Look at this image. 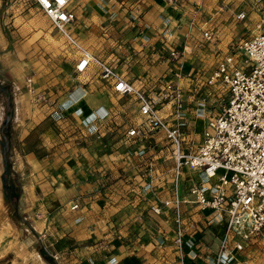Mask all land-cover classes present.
<instances>
[{
  "label": "rangeland",
  "instance_id": "374dc122",
  "mask_svg": "<svg viewBox=\"0 0 264 264\" xmlns=\"http://www.w3.org/2000/svg\"><path fill=\"white\" fill-rule=\"evenodd\" d=\"M98 1L105 5L101 28L95 30L88 24L80 34L72 32L73 36L135 87L143 89L140 83L146 80V92L155 100L160 113L182 127L184 147L192 145L195 149L201 143L205 123L219 112L220 105L227 100V87L218 82L211 88V94H206L207 79L220 58L212 43L219 46V41L225 39L228 49L240 38L264 32V0H245L234 5L218 2L221 6L218 8L225 16L219 20L207 17L213 41L206 39L199 30L206 17H196L187 8L182 9L181 0H163L171 7L170 11H165L163 40L159 46L152 48L153 44H148L146 37V59L140 52L143 47L138 45L144 39L143 17L148 8L143 0ZM172 11L176 16L174 20L170 16ZM240 11L245 13L242 18L236 15ZM24 12L31 14L33 20L29 22V31L21 36L18 29L26 23L21 18ZM128 29L135 32L131 38H127ZM183 43L191 44L192 51L181 54L177 59L166 55L170 46L181 50ZM79 54L68 38L53 26L35 0H0V264H49L41 250L53 257L56 264H63L61 254L72 251L70 248L86 246L85 239L74 238V229L66 224L67 207L76 209L78 201H72L67 185H63V177L54 178L52 158L59 156L54 154V135L62 134L64 139L59 143L66 141L70 147L80 148L85 143L106 146L105 155L100 154L95 159L104 163L97 168L98 188L93 192L108 198V206L112 204L110 194L118 188L116 182L119 179L129 182L131 190L138 195V205L151 199L149 192H155L159 197L166 192L169 196L174 194L173 171L166 168L162 175L158 173L162 180L155 189L152 177L157 165L149 164L154 156L163 164L174 162L172 145L161 132L146 128L136 97L131 93L115 91L112 82L101 77L96 62L92 63L98 71L93 75L79 73L73 68L66 69L67 60ZM145 60L146 67L143 64ZM168 68H173V71L181 68L176 81L185 97L194 94L192 100H185L177 112L171 102L160 99L161 90L171 79L168 78L171 71ZM95 78L100 80L98 87L106 89L102 95L105 97L106 112L100 116L89 115L84 119L83 128H79L69 120V115L59 104L61 99H70L71 93L79 86L85 90L84 97L94 92L95 86L88 85ZM10 98L13 102L11 110L8 105ZM43 110L45 113L42 115ZM5 126L10 128L8 143L3 133ZM131 128H136L138 132L129 135ZM4 152H7L10 163L7 170ZM82 154L81 151L75 153L80 159ZM66 157L70 158V153ZM119 160L132 161L130 163L134 165L128 167L132 170L130 174L122 166L119 176L113 173L111 165ZM71 167L67 164L65 168L70 170ZM189 176L184 170L181 188L184 187L185 198H188L186 188L190 179L195 181L201 175L195 171L191 175L193 177ZM5 187L13 195H18L16 201L5 195ZM186 206L188 218L192 217L194 221L191 232H200L198 239L194 234L188 237L189 245L186 246L191 249L192 255L205 254L208 263L212 264L210 255L221 234V222L213 214H206L187 203ZM82 217H76L75 222ZM138 230L126 231L123 243L114 244L109 238L107 244L112 250L127 248V241L140 236ZM199 240H202L201 245ZM231 264H264V244L253 239L246 241Z\"/></svg>",
  "mask_w": 264,
  "mask_h": 264
},
{
  "label": "built area",
  "instance_id": "2783aa9c",
  "mask_svg": "<svg viewBox=\"0 0 264 264\" xmlns=\"http://www.w3.org/2000/svg\"><path fill=\"white\" fill-rule=\"evenodd\" d=\"M35 1L53 26L78 49L80 54L75 71L83 72L96 62L101 77L110 80L115 91L136 97L146 128L161 132L172 145L176 185L185 167L201 175L189 187L188 199L181 197L176 188L173 197L150 207L155 213H161L164 208L172 210L175 223L173 242L179 251L180 264H185L184 245L189 241L185 239L183 203L186 200L223 223V233L212 264H231L248 240L264 244V32L238 39L208 77L206 94L209 96L211 88L218 82L227 87V100L220 105L219 112L207 120L201 143L193 149L192 145L184 147L180 124L167 120L144 89L118 75L109 64L75 39L70 29L75 14L68 7L69 0H63V3L61 0ZM236 15L242 18L245 13L240 11ZM202 33L213 41L210 29H204ZM190 51L191 46L187 45L181 50L171 47L167 56L177 59ZM160 99L171 102L176 112L184 104V95L173 79L161 90ZM137 132L136 128L128 130L129 135Z\"/></svg>",
  "mask_w": 264,
  "mask_h": 264
},
{
  "label": "crops",
  "instance_id": "0c3cea01",
  "mask_svg": "<svg viewBox=\"0 0 264 264\" xmlns=\"http://www.w3.org/2000/svg\"><path fill=\"white\" fill-rule=\"evenodd\" d=\"M187 1H189L187 2L188 4L185 2V0L180 1L182 9L184 7L187 8L188 11L194 13V16L196 17H206L202 21L203 23H201L199 26V30H201V33L204 29H210V26L208 25L209 18L207 17H215V19L219 20L220 17L225 16L224 12H221L219 10L221 6H218V2H222L224 5H227V3H230V5H234L237 3L242 4L243 2H245V0ZM143 3H145L148 8L146 9L143 17L144 39L138 45H140V48L141 46L143 47V50H140V52L142 54V57H144L143 59H146V37L148 39V44H153L152 48L160 45L163 40L162 31L165 25V11H170L171 7L165 4L163 0H143ZM103 6L105 5L98 0H69L68 7L75 14V21L70 26L73 34H80L81 31L86 26H88V24H90L95 30H97V27L98 29H100L102 24L101 21L103 20L104 16ZM30 15L31 14L25 12L22 13L21 18L26 23L20 26V28L18 29L21 36L26 35V32L29 31V22L33 20ZM170 16L171 19L174 20V18L176 17H174V11L171 12ZM134 34L135 32L133 29H128L127 38L133 37ZM219 43V46L218 44L214 43H212V45L217 50L221 58L230 48H226L227 41L225 39H221ZM184 45L191 46L192 51L191 44L183 43V46ZM167 53L168 51L166 52V55ZM188 53L189 52L185 54ZM162 56H165V54L162 53ZM78 58L79 55L70 57L65 64L66 69L73 68L75 70V64L77 63ZM143 64L146 67V60ZM164 64L167 65V63ZM169 70L171 71L168 78H171L170 80L173 79L175 81L177 80V77H180V75H177L179 71L182 72L181 68L175 71H173V68H168V71ZM97 71V66L91 63L83 72L93 75L97 73ZM99 82L100 80L95 78L93 80V83H91L90 86L88 85V87L95 86V90L94 92H90V94L85 97L84 88L79 86L71 93L70 99L65 100L64 98L60 101L59 106L66 114L69 115V120L79 128H83L84 119H86L89 115L90 117L100 116L102 115L101 112H106L104 103L105 97H102L106 89L105 87H98L100 84ZM140 84L144 86L143 89L146 91V80H144V83ZM193 97V93H190L189 95H187V97L184 96V102L185 100H192ZM52 109L53 107L50 108L48 112H51ZM44 113L45 110H43L41 114L43 115ZM48 119L50 120V117H48ZM60 135H54V154H59V156H54V158H52L54 165V178L57 180L58 177H63V185H67L69 194L73 197L72 201H74V199L78 201L76 202L78 203V207L76 209L71 210L67 207L66 211L68 214V218L66 224H68L69 228L74 229V238L77 237L80 240L85 239L86 243V246L83 248H70L72 251L61 254L63 258V264H180L179 251L173 242L175 223L172 216V210L169 208H164L161 213H155L151 210L150 207L152 204H155L160 200L173 197L176 188L181 197H183L184 199H188L190 197L188 189L191 184L197 180L196 179L195 181H193V178H191L193 177L191 176L192 173H194L195 171L187 167L183 168L177 185L174 181L173 172L172 180L174 194L172 196H169L166 192L164 196L159 197L157 193L149 192V197L152 196L151 199L149 198L148 201L146 200V202H142L139 205L137 204L138 195H136L131 190L129 182L125 183L123 180L119 179L116 182V184H118V188L111 191L110 194L112 204L108 206L110 204V202H108V198L99 195L96 192H93L98 188V182L96 180L97 168H101L104 163V161L96 162L95 159H97L98 155L100 154L105 155L107 150L106 146L101 145V147H99L96 144L85 143L80 148L70 147V143L66 141L62 142V144L59 143L64 139L62 134ZM74 148H76L77 150L73 152ZM76 151H81L83 153V157L81 159L78 157V155H75ZM67 153H70V158L66 157ZM89 158H91V160H89ZM153 158L154 159H151L149 161V164L152 165L153 163L157 165V169L154 171V176L152 177L153 184L156 189V185L160 180H162L159 174L162 175L163 171L166 168H169L173 171L175 161H167L165 162V164H163L164 162L160 159L157 160L156 156H154ZM82 159L85 160L86 163H84ZM130 162L132 161L119 160L115 165H111V170L113 171V173H116V176H119L120 174L118 171L122 166L126 170V173L130 174L132 170H130L128 167L134 165ZM67 164H70L72 166L70 170L65 168ZM63 165H65L64 168ZM105 167L109 168L107 166ZM184 170L185 174L187 176L190 175L189 177L191 178L190 181L188 180L189 182L186 188L188 198L184 197V187L181 188V185L184 183L182 177ZM125 179L128 180L129 176ZM132 195H135V197H133ZM186 203L189 206H195L196 208H198L197 205L191 203L190 201L186 200L183 203V209L186 218L185 239L193 236V234L195 238L198 239L197 236H199L200 232H198L197 230H195V232L193 233L191 232L190 228L193 225L192 222L194 221L191 219L192 217L188 218L189 216L186 212ZM205 212L207 214V211ZM78 216L83 217L79 222H75V218ZM137 219L144 221L140 222ZM221 225V234L217 240L216 248L213 250V252L211 251V257H213V255L215 254L220 237L223 233V223H221ZM131 229H139L138 232L140 236L132 240L128 238V240L131 241L126 242L129 244V246L127 245V248H117L112 250L111 245L108 246L107 241L109 240V238L113 239L114 244H120L121 242L123 243V241H125L126 239L123 235L126 234V231H130ZM201 243L202 240H199L198 244L201 245ZM122 245L123 244H121L120 246ZM184 251L186 253L184 255L185 264H209L208 259L205 257V254L200 253L198 256H196L195 254L192 255L191 249L186 245H184ZM110 259H113L111 263Z\"/></svg>",
  "mask_w": 264,
  "mask_h": 264
},
{
  "label": "trees",
  "instance_id": "16d2710c",
  "mask_svg": "<svg viewBox=\"0 0 264 264\" xmlns=\"http://www.w3.org/2000/svg\"><path fill=\"white\" fill-rule=\"evenodd\" d=\"M1 87H2V85H0V89H1ZM12 104H13V102H12V99L10 98V99H9V102H8V105H9V109H10V110L12 109ZM9 132H10V128H9V126H5V127L3 128V133H4V137H5L6 143H8V142H9V139H10V135H9L10 133H9ZM4 161H5L4 163H5L6 170H7V167H8V165L10 164V163H9L8 156H7V152H4ZM6 170H5V174H6ZM4 193H5L6 196H8V197H10L11 199H13L14 201H16V198H17L18 195H13L10 191H8V188H7V187H5V189H4ZM41 253H42V255L44 256L45 260H46L49 264H56V262H55V260L53 259V257L47 255V254L45 253V251L41 250Z\"/></svg>",
  "mask_w": 264,
  "mask_h": 264
},
{
  "label": "bare ground",
  "instance_id": "6f19581e",
  "mask_svg": "<svg viewBox=\"0 0 264 264\" xmlns=\"http://www.w3.org/2000/svg\"><path fill=\"white\" fill-rule=\"evenodd\" d=\"M103 113H105L104 111L103 112H101V114H103Z\"/></svg>",
  "mask_w": 264,
  "mask_h": 264
},
{
  "label": "snow or ice",
  "instance_id": "6c2138e0",
  "mask_svg": "<svg viewBox=\"0 0 264 264\" xmlns=\"http://www.w3.org/2000/svg\"><path fill=\"white\" fill-rule=\"evenodd\" d=\"M61 3H63V0H61Z\"/></svg>",
  "mask_w": 264,
  "mask_h": 264
}]
</instances>
